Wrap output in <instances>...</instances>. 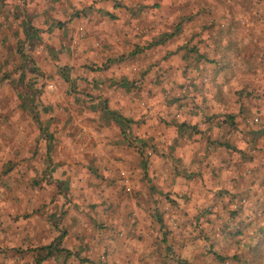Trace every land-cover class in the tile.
Masks as SVG:
<instances>
[{"label":"rangeland","instance_id":"obj_1","mask_svg":"<svg viewBox=\"0 0 264 264\" xmlns=\"http://www.w3.org/2000/svg\"><path fill=\"white\" fill-rule=\"evenodd\" d=\"M4 2L0 0L2 5ZM35 2L44 6L43 12L31 10V3L25 0L22 14L27 15L28 25L41 18L46 23L39 29L43 32L41 41L31 38L19 43L26 59L1 45L0 264H63L65 254L59 252L40 261L45 253L40 248L66 231L65 209L74 205L66 195L82 190L80 181L86 180L85 174L96 176L93 182L88 180V194L102 198L107 187L115 186L106 183L107 176L99 168L102 155H91L87 148L88 140L98 131L90 133L85 124L106 106L102 94L105 83L117 91L112 95L114 103L122 97L120 92L132 95L130 104L138 117L129 126L132 130L127 141L137 148L134 158L138 160L133 165L140 167L141 184L149 179L147 165H186L207 129L211 135L205 140L212 152L223 154L219 160L229 156V163L239 159L240 164L261 165L259 184H263L258 185V192L264 191V0ZM51 22L53 29L48 27ZM172 33L159 45L147 48ZM121 82L127 85L120 86ZM181 124L184 128L178 129ZM179 135L175 150L165 148ZM67 138L69 154L55 146ZM46 139L51 146L48 154ZM180 139L184 145L179 146ZM67 157L69 172L77 180L71 189L68 184L58 186L65 194L58 204L53 183L59 180L53 174ZM130 159L128 156L127 165H131ZM113 189H117L111 190L115 195L125 191L122 185L120 190ZM218 191L201 207L215 212L218 225L231 230L232 223L241 226L251 220L244 214L250 209L245 196L237 203L228 190H221L224 192L219 196ZM166 196L160 193L153 200V223L160 227L163 242L172 238L180 244L186 236L170 234L168 226L192 227L196 221L184 213L174 222L177 218L164 206L179 210L181 204ZM256 203L260 212L252 221H264V200ZM97 205L89 203L87 207L93 210ZM73 208L78 219L90 214L79 203ZM201 219L200 225L205 217ZM147 221L144 218L140 226ZM94 228V234L86 228L81 234L98 237V243L104 245L108 226L95 221ZM251 230L252 238L233 233L235 237L231 235L228 242L221 240V234L228 233L223 229L212 233L213 239L189 231V241L194 245L201 239L211 244L220 238L218 264H264V223ZM232 241L233 250L225 253L222 245L227 247ZM97 254L106 258L104 263L98 259L99 264L113 258L105 248ZM75 262L83 264L79 257Z\"/></svg>","mask_w":264,"mask_h":264},{"label":"crops","instance_id":"obj_2","mask_svg":"<svg viewBox=\"0 0 264 264\" xmlns=\"http://www.w3.org/2000/svg\"><path fill=\"white\" fill-rule=\"evenodd\" d=\"M24 3L25 0H5L3 10H6V12L4 16L0 14V53L3 51L1 45L5 46V49L9 46L10 51H16L15 53L21 59H26V54L19 49L24 54V58H22L18 53L19 43H22V41L28 42L31 38H36L37 42H40L43 32H40L39 29L46 27V23H44L42 18L37 20L36 23L28 25L27 15L22 14L23 10L26 9ZM28 3H31V10L36 9L37 12H43L44 6L41 4L37 5L35 0L32 2L28 0ZM3 5L0 3V11ZM28 27L32 29L29 33L27 32ZM48 27L53 29V23L51 22ZM108 87V83H105L102 87L103 90L105 89L102 94L104 96L103 100L106 102V108L121 114L127 119L136 121L138 113L132 110V95L120 92L122 97L118 98V103H114L112 95L113 92L116 93L117 91H113ZM130 126L132 127L133 123ZM85 127H88L90 133L98 131L97 133L95 132L93 139L88 140L87 148L91 155H102L100 160L102 165L99 168L107 176L106 183L108 185L110 183L115 184L114 187L118 188V190H120L119 185H122L125 187V191H117L118 193L115 192V195L113 191L117 189L114 190V187H107V191L103 193L102 198L94 194H88V180L91 178L93 182L96 176H94L95 178L88 177L85 174L86 180L80 181L82 190L74 192L72 195H66L74 205L79 203L82 209L89 210L87 213L90 214H86V217L81 215L79 221L77 215L73 216V213L76 212L73 208L74 205L66 207L67 214L64 221L66 231L60 233L59 240L61 241L59 247L68 250L70 253L59 252L65 254L61 259L63 264H76V257H79L80 262L83 264H99L100 261L98 262V259L103 260L102 262L104 263L106 258L97 254L98 249L104 248L113 254L112 259H107V264H218L217 255L222 251L220 249V238H216V242H210L211 244L198 239L193 245L189 241V231H193L197 236L205 233L213 239L211 234L223 229L228 231V233H222L223 239L221 240L228 242L231 235L235 237L233 233L237 235L242 232L250 236L251 229L260 227L264 223L262 219L252 221L254 218H258L256 214L260 212V205L256 206V202L264 200V191L258 192V185L263 184L262 182L259 184L260 180H262L261 177H263L261 165L240 164L238 163L239 159L229 163V156L225 159L222 156L221 160H219L218 156L222 153H213L210 144L205 140L211 135L210 132H207V129L202 132L203 138L200 142L197 145L195 143L190 160L187 161L186 165H147L149 179L146 180L144 183L146 186L143 187L144 184L140 183V167L139 165H133L138 160L137 157L134 158V151L137 148L133 143H129L122 137L119 126L109 116L103 114V110L100 108L98 113L86 122ZM131 127L128 132L132 130ZM183 128L182 124L178 126V129ZM152 132L154 133V131ZM180 137L179 135L175 140L170 141L169 147L167 145L165 148H169L170 151L175 150L178 146L176 140ZM47 144V146H50L49 141ZM179 144V146L184 145L182 139H180ZM55 146L58 151L64 148L67 154L70 153L68 138L67 142L56 143ZM128 156L131 158L129 160L131 165H127ZM232 159H236L234 153H232ZM121 161H123V165H118L121 164ZM70 165L67 157L63 165L57 168L53 174L56 180H59L53 183V186L57 189L55 201L58 204L65 198V194H61L58 191V186L66 187L68 184L70 188L74 186L72 184L77 180L69 172ZM60 173L65 175L61 177ZM62 179L65 182L61 183L60 180ZM223 189L224 191L228 190L230 194H239L248 199L250 209L245 210L244 214L247 219H251L250 221L246 220L247 222L241 226H234L235 223H232L231 230H228L229 227L217 224V220H215L216 214H214L215 212L212 209H201L202 206L208 205L213 196L217 195L216 191L219 190V196L224 192L221 191ZM160 193L167 194L166 197L174 200L177 204H181L179 205V210L174 208V206L170 207L169 204L164 206L168 213L172 212V214L169 213L170 216L177 218L174 222L182 218L181 216L184 213H186L187 218H194V221H196V224L194 223L192 227L188 224L184 227L177 225L178 229H176V223H171L168 226L167 229L171 231L170 234L181 233L182 238L185 235V242L180 244L172 242V238L163 242L165 239L160 237V227L153 223V213L155 212L153 200L160 196ZM159 198L161 200V197ZM102 202L103 205L101 204ZM148 202H151V204ZM89 203H97L98 205L92 210L91 207H87ZM72 217H74L73 220L71 219ZM203 217H205V221L200 225ZM144 218L148 220L147 225L140 226ZM95 221H102L108 226L107 231L109 234L106 239L104 238L106 240L104 245L98 243L100 240L98 237H86L87 235L81 234L84 228L89 229L90 233L94 234L96 230L94 228ZM207 222L210 223L206 224ZM58 235L57 233L53 234L54 237H58ZM201 238L204 237L202 236ZM89 241L91 242L87 244ZM232 243L234 241L228 244L227 247L222 245L225 253H230L233 250L234 245ZM76 251H79V253Z\"/></svg>","mask_w":264,"mask_h":264},{"label":"trees","instance_id":"obj_3","mask_svg":"<svg viewBox=\"0 0 264 264\" xmlns=\"http://www.w3.org/2000/svg\"><path fill=\"white\" fill-rule=\"evenodd\" d=\"M32 30L30 27L27 28V32L29 33V31ZM179 32V31H178ZM174 33L170 34V35H164L162 38L159 39V41H156L155 43H150L147 48H150L152 46H155V45H159L160 42L162 43L164 40L170 38ZM18 50V53L21 55L22 58H24V54H22L20 51H19V48L17 49ZM127 84L124 83V82H121L120 83V86H123L125 87ZM104 106V104H103ZM102 110H103V114L109 116L118 126H119V130H120V133L122 135V137L124 139L127 140V135H128V131L130 129V125L132 123H134L132 120L130 119H127L125 117H123L121 114L119 113H116L114 111H111V110H108L106 108V106L102 107ZM41 130V129H40ZM50 151V146H47V154L49 153ZM142 167H144V165H142ZM233 198L235 197L237 200V203L240 202V200L244 201V198L237 194H232L231 195ZM61 240H59V238H55L54 242H51L50 244L48 245H44V246H41L40 248V251H45L44 255L42 256V258H40V261H42L43 259H45L46 257H50L52 255H54L55 253H58V252H61V251H64L66 254L70 253L68 250L64 249V248H60L59 247V243H60Z\"/></svg>","mask_w":264,"mask_h":264}]
</instances>
